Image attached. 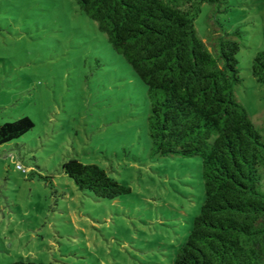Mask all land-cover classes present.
Here are the masks:
<instances>
[{"label": "rangeland", "instance_id": "374dc122", "mask_svg": "<svg viewBox=\"0 0 264 264\" xmlns=\"http://www.w3.org/2000/svg\"><path fill=\"white\" fill-rule=\"evenodd\" d=\"M228 5L216 16L241 33L235 96L264 137V84L251 74L264 0ZM212 9L195 21L209 47ZM149 107L147 87L73 0H0V125L34 123L0 146V264H173L204 204L201 159L152 156ZM71 158L129 193L80 191L61 169Z\"/></svg>", "mask_w": 264, "mask_h": 264}, {"label": "trees", "instance_id": "16d2710c", "mask_svg": "<svg viewBox=\"0 0 264 264\" xmlns=\"http://www.w3.org/2000/svg\"><path fill=\"white\" fill-rule=\"evenodd\" d=\"M73 1L147 87L151 155L201 159L204 204L173 264H264V137L235 96L241 33L216 16L229 0ZM204 4L213 8L211 49L195 28ZM251 74L264 84V51ZM33 128L28 117L0 125V146ZM61 169L98 199L130 191L95 164L71 158Z\"/></svg>", "mask_w": 264, "mask_h": 264}, {"label": "built area", "instance_id": "2783aa9c", "mask_svg": "<svg viewBox=\"0 0 264 264\" xmlns=\"http://www.w3.org/2000/svg\"><path fill=\"white\" fill-rule=\"evenodd\" d=\"M18 168H20V166H18Z\"/></svg>", "mask_w": 264, "mask_h": 264}]
</instances>
